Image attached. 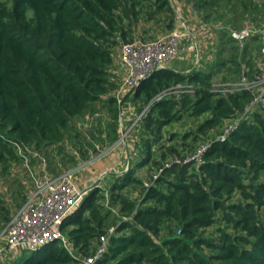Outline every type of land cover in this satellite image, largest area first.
I'll return each instance as SVG.
<instances>
[{
    "label": "trees",
    "instance_id": "obj_1",
    "mask_svg": "<svg viewBox=\"0 0 264 264\" xmlns=\"http://www.w3.org/2000/svg\"><path fill=\"white\" fill-rule=\"evenodd\" d=\"M173 1L0 0V174L11 178L13 163L20 161L19 148L43 154L54 176L65 158L75 167L80 159L67 139L80 158L90 159L95 140L80 120L100 112L95 110L99 102L108 108L107 136L115 140L120 136L121 104L132 101L138 112L148 106L137 124L136 145L138 166H151L143 180L131 162L109 187L107 201L102 187L86 193L62 225L73 251L55 240L13 264H83L113 226L108 249L95 264H264V109L258 107L226 141L214 140L200 163L187 160L198 147L189 155L172 142L173 133L166 150L156 149L165 128L184 114L206 115L193 136L197 140L203 133L205 142L210 130H217L215 138L252 101L247 90L216 91L214 77L255 76V47L249 49L247 42L241 49L231 30L242 27L229 23L252 14L263 19L264 0H192L205 21L218 22L219 53L225 55L206 64L207 69L188 73L168 66L157 69L121 104L113 94L119 86L113 71L117 47L135 38L142 21L173 30ZM245 59L250 67L243 70ZM178 84L192 90L156 98ZM21 183L19 206L26 200ZM133 187L141 191L139 199L123 193ZM4 203L0 199L1 227L11 219Z\"/></svg>",
    "mask_w": 264,
    "mask_h": 264
},
{
    "label": "built area",
    "instance_id": "obj_2",
    "mask_svg": "<svg viewBox=\"0 0 264 264\" xmlns=\"http://www.w3.org/2000/svg\"><path fill=\"white\" fill-rule=\"evenodd\" d=\"M259 32L264 31L252 26L244 27L241 30H231L232 36L236 38L241 49L245 46L247 38ZM182 36L178 29H173L153 39L135 37L132 41L123 42L117 47L115 59L124 71L118 94L115 95L120 103L127 93L134 92L142 80L152 72L166 67L168 63L180 56ZM262 36L260 47L262 59L258 63V73L253 78L244 76L237 82L214 83L215 86L219 87L216 91L240 92L247 90L253 94L252 101L246 106L242 114L226 123L219 135L215 138L210 137L201 143L187 160L202 162L204 153L214 140L226 141L239 128L245 118L253 116L257 107L264 109V35ZM184 88L185 86L177 85L173 89L164 90L156 98L161 99L170 93L192 90L189 87L188 89ZM145 110L136 113L132 127L137 125ZM101 115H103L101 112L88 113L82 126L84 128L91 126L94 124V120H97ZM121 141L123 140L120 138L118 142ZM18 152L20 161L13 163L11 176L23 179L26 185V200L21 206L14 209L11 219L0 230V242L5 243L10 248L35 251L52 241L60 240L68 249L73 251V245L62 230V225L77 210L87 193L85 192L86 189L79 183L77 170L85 168L88 161L72 169H67L58 176L47 172L44 177H39L32 162L33 153L38 152L30 151L27 153L22 148H19ZM93 161L94 158L90 159L89 164ZM157 176L158 173L155 174V177ZM115 229L116 226H113L101 235L97 250L94 254L86 257L83 264H95L103 256L108 249Z\"/></svg>",
    "mask_w": 264,
    "mask_h": 264
},
{
    "label": "rangeland",
    "instance_id": "obj_3",
    "mask_svg": "<svg viewBox=\"0 0 264 264\" xmlns=\"http://www.w3.org/2000/svg\"><path fill=\"white\" fill-rule=\"evenodd\" d=\"M262 1L263 0H255L256 3H261ZM251 16H254V15L252 14V15L248 16L247 18L246 17H239L236 20V23H229V24H231L233 26H236L237 28L238 27L239 28L242 27V29L244 27H247V26H252L255 29H261V30L264 31V18L262 19V17H261L263 15H258L257 14V17L255 16V19L251 18ZM218 20H219V17L218 18L217 17L214 18V21L215 22L218 21ZM229 22H232V21H229ZM216 23L218 24V22H216ZM229 24H227V25H229ZM136 30L137 31H135V33H136L135 37H139L141 39H153V38H156L157 36H162L165 33L171 31V30L169 31L168 29H165L164 27L162 28L161 26H159L158 24H156L154 22H147V21L140 22L138 24ZM263 33L264 32H259L258 33L259 37L257 39H252L253 37L251 36V37H249V38H247L245 40L246 43L248 42L250 44V48L249 49H253V47H255V49H253L254 50V54H257L256 65H254L253 70L254 69L257 70L259 60L262 59L261 56H260V53H258V49H259V47H261L262 38H263L262 35H264ZM228 34H229V31L226 33V35L229 36ZM228 45H230V44H228ZM213 52H214V50H212V48H211V50L209 49V55H212ZM234 52H235V50L229 51L230 56H232L234 54ZM255 52H257V53H255ZM248 57H249V55H248ZM180 59L181 58H176L173 61H171L169 64L173 65L174 67H176V66H183V67L188 68L190 70L198 69V65L195 64V59H193V58H186V57H184L181 60ZM246 60L247 59L244 60V63L242 65V68L244 67L245 70L250 67L248 65V63H247ZM214 61H215V59H214ZM212 64H210V65H212ZM218 67L221 68V69H224L225 68V65H219ZM234 68H236V67L234 66ZM244 68H243V70H244ZM257 73H258V70L254 73V75H256ZM222 74L223 73H218L214 77L215 82H225L226 80H227L226 82H237V81L241 80L244 77V75H243L242 77H238L237 80L236 79L235 80H232V79L226 78L224 76V74L223 75ZM232 76H234V75H232ZM178 85H181V84H178ZM176 86H174V87H176ZM188 87H190V86H186V88H184V89H188ZM170 89H173V87L172 88H169V89H166V90H170ZM214 89L217 90V89H219V87H217V86L214 85ZM219 92H221V91H219ZM222 93L224 94L226 92H223L222 91ZM170 94H173V93H170ZM175 94L180 95L179 92H177ZM179 97L180 96H177V98H179ZM119 104H121V103H119ZM99 109L102 110L100 112L103 114L102 115L103 118L100 119V120H102L103 122H101L99 119H97V120H94V124H92L91 126L86 127V128H83L82 127V129H84V131H86L87 134H89L90 131H93V132H95V134L98 135V137L97 136L96 137L95 136L93 137V139L95 140L93 144H94V147L96 148V150H94V148H93L92 157L90 159L95 158V157H101V156L103 157V156H106V155H110L111 153H113V151H115V152L118 151L117 146H116L118 142H116V141L118 139H120V138H121V140H124L125 138L127 139L130 136V134L136 135L137 137L139 136V134H138L139 133V128H138L139 126L136 125V126H133L132 127V124H133L134 119H135V117H134V119L132 121L128 122L126 124V126L121 125L122 132L120 133V136H119L118 139H116V140L115 139H111V137L109 136V134L107 136L108 127H109L108 126V123L111 121L110 120V115L108 113V108L106 106H103V104H101V102H99L98 105L96 106V109L95 110H99ZM122 109H123L124 112L127 111L128 104L126 102H125V104H123V108ZM145 109H146L145 110V112H146L148 110V106H146ZM257 109H258V107L255 110H257ZM141 112H138L137 111V113H141ZM144 114L145 113H143V115ZM205 116L206 115H203L201 117L195 118V117H192V116H190L188 114H184V117L180 121L175 122L173 124H170V125H168L165 128V130H164V136L160 140L159 144L156 146V149L158 151H161V152L163 150H166L167 149L166 145H168L169 137L173 133L174 140L172 142L177 141L176 143H178V145H180L181 147H184L187 150L186 152L189 153V155L192 154L193 153V150H194V147H198V145L201 142H203L204 139H205V137L207 136V135L201 133L199 135V137L197 138V140H194V138H193L194 134L196 132H198L199 124H200V122L204 121ZM85 117L80 120L81 121L80 122L81 124L86 121L85 120L86 119ZM140 120H139V122H140ZM186 133H187V135H186L185 139H183V136ZM216 134H218V132H217L216 129H212L209 132V135L211 137L214 136V135H216ZM138 140H139V137H138ZM67 141H68V147L71 150V152H73L74 154H76V156L80 159L78 165L79 164L86 163L88 161L87 162V165L85 166V168H81V169H78L77 170V175H78L79 183H80V185L82 187H85L86 186L85 185V183H86V177L87 178L91 177V173H90V171H88L89 167L92 166L91 164H89V160L90 159H82V158H80L79 152L77 151V149L75 147H73L71 141H69L68 139H67ZM162 145H164L165 148H163ZM107 150H109V151H107ZM130 158H131L130 160L132 162L133 167H139V169L137 170V174L140 176V178H142L143 180L144 179H148V176H149V174H148L149 172L148 171L150 170L151 166L148 163H146V164L144 163V165L142 167H141V165L138 166L139 163H140L139 162L140 160L138 159L139 157L133 156V154H131V157ZM168 158H170V156H168L167 159ZM117 161H119V163L117 165V168L114 169V170H117L118 171V174H121V172L124 171L125 168H126V166H127V164H126L127 161H126V159L124 157H122V158H119L118 157L117 158ZM61 165H62V167H61ZM78 165H76L75 167H77ZM72 166L73 165L69 161H67L66 158H65V160L62 161V163H60V166L57 167V169H56L57 172H55V174L58 175V174H61L66 169H72V168H74ZM107 175L108 174L105 173L104 176H103V178H102V180H101V182L98 183L99 188L102 187L101 188L102 189V193L104 195H106V199L104 201H107L109 199V195H110V192L108 190L109 187H111V185L114 182H116L117 180H119V178L115 177V175H113V176H107ZM104 177H105V179H104ZM10 179H11V182L13 183V185H16L15 188L21 190V188L19 186V184L21 182L15 180L13 176H11ZM109 179L110 180L111 179L113 180L112 183H110ZM88 183H90V182L88 181L87 184ZM21 185H22V183H21ZM136 188L135 187H133V188H125V189H123V193L125 195H129L130 197H132V199H139L141 197V191L139 190V188H137V189ZM25 189L26 188L24 187V185H22V194H24V197H26L25 196V193H26V190ZM237 197H238V194H237ZM237 197H235L234 199H237ZM4 202H5L4 203V209H5L4 211H5V213H7V214L9 213L10 216H12L14 210L13 211L11 210V207H9V204H8L7 201H4ZM120 207L121 206L119 204H115L114 205V210L120 212ZM115 213L116 212H114V214ZM4 226L3 227L0 226V229L2 230L4 228ZM70 226H71V224L69 222L68 223V228H70ZM208 230L209 231L213 230V227L208 228ZM17 250L20 253L19 257L16 260L17 263L20 261V259H21L22 256L30 254V251H28L26 249L24 250V249L17 248Z\"/></svg>",
    "mask_w": 264,
    "mask_h": 264
},
{
    "label": "crops",
    "instance_id": "obj_4",
    "mask_svg": "<svg viewBox=\"0 0 264 264\" xmlns=\"http://www.w3.org/2000/svg\"><path fill=\"white\" fill-rule=\"evenodd\" d=\"M173 6L176 14L174 29H178L183 35L181 38V53L178 58H193L195 59V64L198 65V69H207V63L209 64L210 61L213 63L214 59L216 61L218 56L221 57L225 55L224 52L219 53L222 38L219 25H217L213 21H205L202 18L201 13L198 12L193 6L192 0H175L173 1ZM211 48L212 50H214V52L212 53V55H209V49L211 50ZM167 66L175 69L178 72L188 73L191 71L190 69L185 68L183 66L174 67L169 63ZM113 71L116 74V79L120 86L124 71L117 59H115ZM119 86L113 92L114 95L118 94L120 88ZM126 103L128 104V109L126 112H124L122 109L123 105L120 106V119L118 128L119 133L122 132L121 125L126 126L128 122L134 119L138 111L137 105L134 102L128 101ZM90 133L92 135L91 131ZM94 136L96 137L95 132ZM137 139L138 137L133 134H130L127 139L121 141L120 143L118 142V139L116 141L118 142V151H113V153H111L110 155H106L103 157H95L94 161L91 163L92 166L88 169V171H90L91 173V177H86V186L83 188H90L94 181L106 172L108 173L107 176H113L115 173V177H117L119 175L118 171L114 169L117 168V165L119 163V161H117L118 157H124L126 159L127 166L125 170L128 169L131 163V154L136 157L138 156L136 145ZM32 162L34 165V169L39 177H44L46 173L49 172L48 163L43 154L33 153ZM19 179L24 184L23 179L21 177H19ZM88 181L90 183L87 184ZM109 181L110 183H112L113 180L109 179ZM15 186L16 185H13V183L11 182L10 177H8L7 175L0 174V199L2 201H7L12 211L19 207L18 203L20 202L19 189L15 188ZM24 187L26 188L25 184ZM19 255L20 253L17 248H10L5 243L0 242V264H13L17 260Z\"/></svg>",
    "mask_w": 264,
    "mask_h": 264
},
{
    "label": "water",
    "instance_id": "obj_5",
    "mask_svg": "<svg viewBox=\"0 0 264 264\" xmlns=\"http://www.w3.org/2000/svg\"><path fill=\"white\" fill-rule=\"evenodd\" d=\"M92 132V135L94 136V132L93 131H91ZM105 174V173H104ZM104 174L102 175V176H100L93 184H92V186L90 187V188H87L86 190H85V192H88L91 188H93V187H95V186H98V183L99 182H101V180H102V178H103V176H104ZM106 174H108L107 172H106ZM257 194L259 195V190H257Z\"/></svg>",
    "mask_w": 264,
    "mask_h": 264
}]
</instances>
